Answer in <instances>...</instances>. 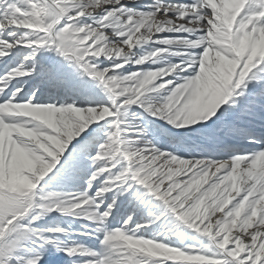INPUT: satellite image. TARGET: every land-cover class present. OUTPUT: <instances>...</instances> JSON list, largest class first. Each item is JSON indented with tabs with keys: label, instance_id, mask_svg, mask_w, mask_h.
Segmentation results:
<instances>
[{
	"label": "snow or ice",
	"instance_id": "6c2138e0",
	"mask_svg": "<svg viewBox=\"0 0 264 264\" xmlns=\"http://www.w3.org/2000/svg\"><path fill=\"white\" fill-rule=\"evenodd\" d=\"M0 264H264V0H0Z\"/></svg>",
	"mask_w": 264,
	"mask_h": 264
}]
</instances>
